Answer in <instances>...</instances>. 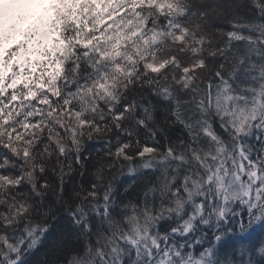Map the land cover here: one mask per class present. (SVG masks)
Here are the masks:
<instances>
[{
	"label": "snow or ice",
	"instance_id": "6c2138e0",
	"mask_svg": "<svg viewBox=\"0 0 264 264\" xmlns=\"http://www.w3.org/2000/svg\"><path fill=\"white\" fill-rule=\"evenodd\" d=\"M0 264H264V0H0Z\"/></svg>",
	"mask_w": 264,
	"mask_h": 264
}]
</instances>
